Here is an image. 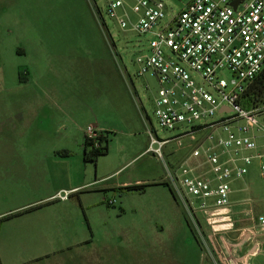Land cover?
<instances>
[{
	"label": "rangeland",
	"instance_id": "obj_1",
	"mask_svg": "<svg viewBox=\"0 0 264 264\" xmlns=\"http://www.w3.org/2000/svg\"><path fill=\"white\" fill-rule=\"evenodd\" d=\"M187 1L166 3L174 13ZM146 46L104 0H0V264H245L232 226L191 212L169 177L189 140L164 158L146 151L148 129L178 133L155 116L157 80L137 75ZM89 125L107 147L96 161L85 158ZM232 188L233 202L264 214L258 160ZM62 190L67 200L39 203ZM250 264H264V246Z\"/></svg>",
	"mask_w": 264,
	"mask_h": 264
},
{
	"label": "built area",
	"instance_id": "obj_2",
	"mask_svg": "<svg viewBox=\"0 0 264 264\" xmlns=\"http://www.w3.org/2000/svg\"><path fill=\"white\" fill-rule=\"evenodd\" d=\"M104 1L120 28L146 38L135 59L137 75L157 80L155 116L164 130L178 131L159 137L148 129L147 152L164 158L166 145L182 147L188 139L189 155L169 171L174 187L191 212L203 213L210 226H232L223 229L234 231L236 248L256 255L264 246V215L250 212L252 201L230 196L232 182L243 179L254 160L264 178V104L241 103L264 69V0H188L174 13L166 0ZM97 15L105 22L98 6ZM146 89L152 91L150 84ZM86 136L100 146L102 131L94 125ZM69 197L62 190L52 199ZM245 215L251 223L236 227Z\"/></svg>",
	"mask_w": 264,
	"mask_h": 264
},
{
	"label": "trees",
	"instance_id": "obj_3",
	"mask_svg": "<svg viewBox=\"0 0 264 264\" xmlns=\"http://www.w3.org/2000/svg\"><path fill=\"white\" fill-rule=\"evenodd\" d=\"M241 103L246 108H253L264 104V69L251 83ZM84 148H85V158L92 159L93 161H96L97 156L105 153L107 149V147H104V149L102 147H95L89 141L87 136H85ZM128 189L136 190L139 188L138 186H129ZM170 189L172 193L175 194L173 188ZM6 218L7 217L3 218V221Z\"/></svg>",
	"mask_w": 264,
	"mask_h": 264
},
{
	"label": "crops",
	"instance_id": "obj_4",
	"mask_svg": "<svg viewBox=\"0 0 264 264\" xmlns=\"http://www.w3.org/2000/svg\"><path fill=\"white\" fill-rule=\"evenodd\" d=\"M148 148V147H147ZM147 148H146V151H147ZM84 152H85V148H84ZM155 155V154H154ZM124 185L125 184H128L127 182H124L123 183ZM57 193V192H56ZM56 193H54V194H51V195H49V196H47L45 199H43L41 202H39V203H45L46 202V204H43V205H45V206H47V205H51V203H53V201L55 200V199H52L53 198V196L56 194ZM171 193H172V191H171ZM172 195L174 196V199H175V202H177V199H176V197H175V194H173L172 193ZM242 200V199H241ZM238 201H240L239 199H237V201H235V202H238ZM35 204V203H34ZM255 217H257L258 215H264L263 213L262 214H259V213H256V209H255V207L254 206H252V211H250ZM235 214H236V216H234L235 217V219L236 218H239V216L241 215L240 213H238V212H235ZM244 219H246L248 222H246L245 221V224H244V226H246V225H249L251 222H250V220H249V218H248V215L246 216H244ZM238 223V222H237ZM237 223H236V227H237ZM234 232V231H233ZM262 239H264V238H262ZM250 250V249H249ZM250 252V251H249ZM248 252V254L246 253V252H244V261H245V264H250V262L252 261V258L254 257V256H256V255H250V253ZM246 253V254H245ZM217 255V259H219L220 261H223L222 259V254L220 253H218V254H216ZM232 260H233V258H231V262H232ZM237 261V260H236ZM233 264H234V262H233Z\"/></svg>",
	"mask_w": 264,
	"mask_h": 264
}]
</instances>
